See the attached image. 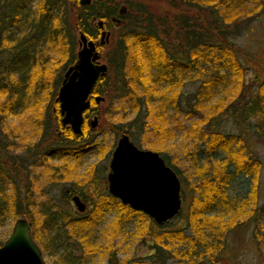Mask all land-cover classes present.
<instances>
[{
	"label": "trees",
	"instance_id": "trees-1",
	"mask_svg": "<svg viewBox=\"0 0 264 264\" xmlns=\"http://www.w3.org/2000/svg\"><path fill=\"white\" fill-rule=\"evenodd\" d=\"M32 1L34 0H0V42L6 44L8 38H14L15 41L9 56L5 54L6 57H3L4 68L3 71L0 70L1 81L5 85L7 83L4 80L11 82L7 87L10 96H6V103L1 102L0 107L5 103L10 114L15 102L12 99L24 95V89L30 83L27 73L31 68L39 67L40 71H49L47 62L44 63L46 67L43 66L41 42L43 45L47 44V50L52 45L60 55V60L54 64V67H58L56 73L53 78L45 80L46 85L51 84V95L54 97L60 88L63 72L76 60V33H84L89 40H94L100 31L98 26L92 24L93 19L115 17L120 11L114 0H109L108 3L93 2L82 7L74 0L73 3L78 8L76 13L69 10L68 0H35L38 3L34 6V11L31 10ZM260 1L262 0H132L126 4V11L117 17L121 21L119 32L105 54L108 69L106 75L96 81L93 90V95L109 97L113 94L118 97V106L113 107V112L110 113L113 116L109 114L111 119L115 122L119 114L123 119H120L121 124L127 117L126 112L131 109L136 115L135 121H140L143 125L144 140L148 143V149L152 150L154 143L157 144L169 135V111L180 113L185 105L188 108L187 116L200 114V118L191 125V131L181 128L186 137L194 134L193 137L198 136L196 141L199 140L203 147L198 148L199 154L205 158L203 167H198L203 172L201 182L197 180V187L189 188L186 218L191 235L185 229L159 230L158 224L151 219L144 224L153 241H157L151 256L161 264L166 263L168 254L192 264L204 263L206 258L209 263L220 264L226 260L222 253L225 236L230 230L249 218L255 220L258 226L255 237L259 238L258 231L264 230L256 215L261 210L257 205L261 162L250 151L244 135L247 127L257 139L264 142V77L257 73L247 80L246 67L241 64L234 45V39L240 33L239 24L252 13H258V8L264 5ZM159 3L168 6L174 13L159 11ZM14 26L18 30H25L19 38L8 33L9 28ZM2 60L0 59V64ZM196 71H200L202 75L198 91L181 99L180 88L185 79ZM10 76L16 77V81ZM15 85L18 87H14ZM7 88L0 85V91L4 93ZM96 109L95 106L86 109L83 113L84 121ZM225 115L235 122L242 121V132L235 134L206 129L208 124ZM0 120L3 121L2 118ZM60 128L66 135L65 139L69 140L64 144L73 145V142L78 141V146H81L77 147L78 150L73 149L74 157L87 151L89 143L83 142L87 127H82L81 135H74L68 127ZM151 136L158 139H150ZM35 144L38 142L29 146L26 151L30 152L33 148L41 152V144ZM3 145L0 142V154ZM65 150L66 148L57 149L63 152ZM110 152L111 149L107 150L104 156L107 157ZM3 158H0V221L5 220V215L10 212L15 216H26L27 213L35 227L34 215L29 210L33 207L31 196L21 198V193L26 192L27 188L22 189L17 185L13 178L15 175L8 172ZM164 160L177 175V169L170 165L167 156ZM21 162L26 163V166L31 165L26 157ZM16 165L17 163L14 168ZM242 174L251 177L247 196L230 198L229 184ZM104 187L105 184L99 189L101 204H96L90 213L78 220L70 221L67 215L60 217L56 212L40 210V214L44 215L41 230L49 234L58 231L59 226L66 225L69 234L78 240L82 251L90 255L99 250L94 243L95 235L90 233L91 229L102 223L108 213L115 212V216L117 215L118 222L115 225H124L127 222L124 220H131L136 216L138 226H144L145 214L130 209L110 195ZM57 218L61 220L60 225L55 223ZM216 220L217 224L214 223ZM77 229L81 231L80 234ZM72 231L74 232L71 233ZM32 236L46 249L42 235L35 229L32 230ZM58 236L60 235L49 237L48 241L55 242ZM158 238L163 240L159 242ZM173 247L178 249L174 250ZM108 254L106 264H120L115 252ZM60 261L61 264H73L74 255L69 252L64 257L62 255ZM139 261L134 264H148L143 262L145 260Z\"/></svg>",
	"mask_w": 264,
	"mask_h": 264
},
{
	"label": "rangeland",
	"instance_id": "rangeland-1",
	"mask_svg": "<svg viewBox=\"0 0 264 264\" xmlns=\"http://www.w3.org/2000/svg\"><path fill=\"white\" fill-rule=\"evenodd\" d=\"M76 1L82 7L80 5L81 0ZM99 1H106L108 3L109 0H91V4ZM129 1L131 2L132 0H114L115 4L119 5L117 8L120 6L122 8L127 7L126 4ZM73 2L74 0H68V7L70 11L74 10L73 12L76 13L78 8L76 7V3ZM260 2L264 3V0ZM37 3L38 1H32L31 10L34 11V6ZM262 6H260V9L258 8V13H252L248 18L242 20L239 24L240 33L234 39V45L237 47L241 64L246 67L247 80L253 78L257 73H260L264 77V5ZM157 7L160 8V10L157 9L161 12L168 10L174 13L166 5L162 6L159 3ZM98 21L99 19H93L92 24L97 26ZM119 28V26H116L110 20V17L104 19V30L109 32V42L104 44V46L97 47V51L100 54V63L107 64L105 54L111 48L112 43L115 42L114 40L118 35ZM24 31L23 28L18 30V27L14 26L9 28L8 33L11 32L10 35L14 34L19 38ZM8 33H5V35H8ZM99 37L98 34L95 40L92 41H98ZM75 42L76 53L80 48L78 32L75 35ZM14 46V38H8L6 44L0 42V59L2 60L5 54L9 56L10 49ZM41 47L40 55H44L43 66L46 67L44 63L47 62L49 71H40L38 70L39 67L31 68L27 73L30 83L24 89V95L17 99H12L15 102L11 114L8 112V106L5 105L6 96H10L7 87L10 86L11 82L9 83L7 80H4L7 83L5 85L0 79V85L7 88L5 93L0 91V103L5 102L0 107V118L3 119V121L0 120V142L4 144L1 148L0 158L4 157L3 160L7 165V170L12 176L15 175L13 178L14 180L16 179L17 185L22 189L27 188L26 192L21 193V198L26 199L29 195L31 196L33 207H30L29 210L35 218L34 227L27 213L26 216L23 214L15 216L12 212L5 215V220L0 221V242L3 244L6 241L16 220L23 218L31 225V236L34 229L42 235V242L43 245L46 244V249L41 244H38L37 240L34 238L33 240L40 248L46 264H61L60 259L62 255L64 257L69 252L74 255L73 264H106V254L109 252L116 253L120 264H134L136 261L140 262L139 260H145L143 262L148 264H161L156 259L154 260L155 257L151 256L157 241L155 239L153 241L152 235L149 234L148 229L144 225L145 223H149L151 219L146 214L144 226H138L136 216H133L131 220H124L127 222L120 226V223L115 225L118 222L115 212H112V214L108 213L101 221L102 223L96 228L91 229L90 233L95 235L94 243L97 244L99 250L96 254L92 253L90 255L82 251L78 240L69 234L70 231L66 225L65 227L59 226L58 231L49 234L41 230V222L44 219V215L40 214V210L56 212L58 213L57 216L60 217L67 215L66 217L70 218V221L78 220L90 213L86 210L79 212L74 203L69 201L70 197L68 194L80 191L83 194L87 193L85 197L89 200L93 198V195L99 196V189L104 184V188L107 187L108 182L106 177L110 170L108 169L110 157L122 134L129 136L130 140L140 147V149L150 150L147 146L148 143L144 140L145 130L143 125H141L140 121H135L136 115L131 109L126 112L127 117L123 123L119 124L120 119L123 120L119 114L115 122L111 119L110 115L113 116V113H110L113 112V107L118 106L119 101L118 97L116 98L112 94L109 97L101 96L102 99L98 103H95L94 98H89L90 107L95 106L97 109L82 124V127H87L83 142L89 143L88 149L77 158L74 157L72 153L73 149L78 150L77 147L81 146H78V141L73 142V145L64 144L69 140L65 139L66 135L62 128H60L62 126L60 107L55 101L56 96L52 97L51 95V84L49 86L45 82L46 79L53 78V74L56 73L58 67H54V64L55 61L60 60V55L56 53V49L52 48V45L51 49L47 50V44L44 43L43 45L41 42ZM3 68L2 60L0 70ZM201 76V72L196 71L192 72L190 77L185 79L183 86L180 88L182 91L181 99L190 97L198 91L197 89L202 83ZM10 77L14 81L17 79L14 76ZM40 81H42V84ZM14 87H18V85ZM186 111H188V108L184 105L180 113L174 110L168 112L169 124L167 129L169 135L160 142L158 141V145L154 143L152 150L157 152L162 158L167 156L170 165L174 169H177V176L181 179L182 209L171 221L158 225V229L162 231L185 229L187 230L186 233L191 235L190 230L187 229L186 218L187 206L190 200L189 188L191 186L192 188L197 187V180L201 182L203 172L198 167H203L202 164L205 162V158H202L199 154L200 150L198 148L203 149V147L199 143V140L196 141L198 136L193 137L194 134L193 136L187 135L186 137L181 131L182 127L191 131V125L200 118V114L193 115L192 117L187 116ZM94 118L97 119L96 128L90 126V122ZM250 122L254 123L251 120ZM242 126V121L239 123L235 122L230 116L225 115L208 124L206 129L208 131L218 130L223 133L236 134L242 132ZM65 127L70 128L69 126ZM201 128L203 129L204 126H201ZM70 130L72 132L71 128ZM245 130L244 135L249 149L261 162L257 190V205L261 210L256 215L259 225L264 226V142L257 139L249 128L246 127ZM149 138L158 139V137L154 138L152 136ZM37 142L41 144L39 147L41 152L33 148L30 152L26 151L29 146L31 147ZM64 148H66L65 152L57 151V149L63 150ZM109 149H111V152L105 157L104 154ZM24 157H26L27 162H31V165L26 166V163L22 164L21 159ZM16 163L17 165L14 168V164ZM250 181V176L245 174L238 175L229 184L228 195L230 198L246 197L251 185ZM102 199L104 200L103 196ZM55 221L56 224L60 225V218H57ZM217 222V220L214 221L216 224ZM77 228L80 229L79 227ZM256 230H258L257 223L255 220H250V218L243 221L240 226H236V228L230 230L225 236L226 242L222 253L226 260L225 262H220V264H264V230L258 231L259 238L255 237ZM78 233L80 234L81 231L78 230ZM56 235L60 236H58L55 242L48 241L49 237ZM157 240L161 242L163 238H158ZM173 249L177 250L178 247H173ZM206 259L204 263L199 264H215L214 262L209 263ZM165 260V264H192V262L184 261L185 259H181L180 257L174 258L171 254H168Z\"/></svg>",
	"mask_w": 264,
	"mask_h": 264
},
{
	"label": "water",
	"instance_id": "water-1",
	"mask_svg": "<svg viewBox=\"0 0 264 264\" xmlns=\"http://www.w3.org/2000/svg\"><path fill=\"white\" fill-rule=\"evenodd\" d=\"M91 0H81L80 5L89 6ZM122 14L123 11H120ZM115 19V18H114ZM119 23V20H116ZM98 41H91L86 34H79V50L76 60L63 73V81L57 92L62 126H69L76 135L82 133L83 113L90 107L89 98L95 103L102 97L93 95L96 81L106 75L107 64L100 63L97 46L108 43L109 32L103 30ZM97 119L90 122L96 128ZM111 154L107 174L109 193L121 203L146 214L158 225L172 220L181 211L182 197L180 179L166 165L157 152L140 149L126 134H122ZM79 212L85 206L73 197ZM6 241L0 246V264H46L40 248L31 236V225L18 218Z\"/></svg>",
	"mask_w": 264,
	"mask_h": 264
},
{
	"label": "flooded vegetation",
	"instance_id": "flooded-vegetation-1",
	"mask_svg": "<svg viewBox=\"0 0 264 264\" xmlns=\"http://www.w3.org/2000/svg\"><path fill=\"white\" fill-rule=\"evenodd\" d=\"M116 2H119V1H116ZM119 5L117 4V6L116 7H118ZM117 9H119L120 11H123V13L126 11V7H124V8H122L121 6L119 7V8H117ZM120 11L117 13V16H115V17H110V20L113 22V23H115V25L116 26H119L120 24H121V21L119 20V19H117V17H119L120 15H121V13H120ZM116 20H119V23L117 22V21H115V19ZM103 30H104V28H103ZM101 29H100V33H99V36H100V34H101ZM95 40V39H94ZM92 41V40H91ZM96 50H97V47H96ZM63 77H64V75H63ZM62 81H63V79H62ZM61 81V82H62ZM59 90V89H58ZM58 92V91H57ZM56 99H55V101L58 103V106H59V102L57 101V93H56ZM96 96V95H95ZM130 139V138H129ZM142 149V148H141ZM109 166V165H108ZM108 182V181H107ZM106 190L108 191V193H109V190H108V184H107V187H106ZM85 194H87V193H85ZM85 194H83L82 192H78V193H70V194H68V196L70 197V199H69V201H71V202H73V197H77L78 198V200L80 201V202H82L83 204H84V206H85V210L86 211H88V212H90V210L92 209V208H94V207H96L97 205L96 204H101V198L99 199V196H95V195H93V198H90V200L89 199H87L86 197H85ZM110 194V193H109ZM110 195H112V194H110ZM113 196V195H112ZM114 197V196H113ZM116 198V197H115ZM117 199V198H116ZM118 200V199H117ZM120 201V200H119ZM121 202V201H120ZM74 203V202H73ZM74 205H75V203H74ZM75 207H76V205H75ZM77 209V208H76Z\"/></svg>",
	"mask_w": 264,
	"mask_h": 264
},
{
	"label": "bare ground",
	"instance_id": "bare-ground-1",
	"mask_svg": "<svg viewBox=\"0 0 264 264\" xmlns=\"http://www.w3.org/2000/svg\"><path fill=\"white\" fill-rule=\"evenodd\" d=\"M101 21H103V28H104V20H101Z\"/></svg>",
	"mask_w": 264,
	"mask_h": 264
}]
</instances>
